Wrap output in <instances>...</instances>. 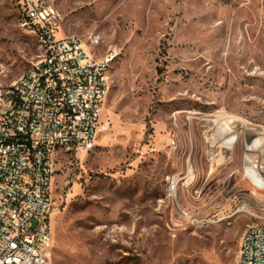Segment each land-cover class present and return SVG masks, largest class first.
Wrapping results in <instances>:
<instances>
[{"label": "rangeland", "instance_id": "rangeland-1", "mask_svg": "<svg viewBox=\"0 0 264 264\" xmlns=\"http://www.w3.org/2000/svg\"><path fill=\"white\" fill-rule=\"evenodd\" d=\"M46 1L58 38L117 56L110 131L56 164L51 264H239L264 223V0ZM21 2L0 0L1 88L40 53Z\"/></svg>", "mask_w": 264, "mask_h": 264}, {"label": "built area", "instance_id": "built-area-1", "mask_svg": "<svg viewBox=\"0 0 264 264\" xmlns=\"http://www.w3.org/2000/svg\"><path fill=\"white\" fill-rule=\"evenodd\" d=\"M20 6V25L40 53L18 81L0 87V264H51L56 164L92 152L110 131L103 114L117 56L96 59L79 38H58L61 15L46 0ZM180 183L172 178L170 196ZM239 264H264V223L248 226Z\"/></svg>", "mask_w": 264, "mask_h": 264}, {"label": "bare ground", "instance_id": "bare-ground-1", "mask_svg": "<svg viewBox=\"0 0 264 264\" xmlns=\"http://www.w3.org/2000/svg\"><path fill=\"white\" fill-rule=\"evenodd\" d=\"M219 122V121H218ZM220 136V135H219ZM224 138V137H223ZM227 139V138H226ZM224 139H222V141H223ZM225 141V140H224ZM226 142H229V143H231V144H233L234 143V141H233V139H231V138H229L228 140H226ZM220 143V142H219ZM223 144V143H222ZM234 148V147H233Z\"/></svg>", "mask_w": 264, "mask_h": 264}]
</instances>
